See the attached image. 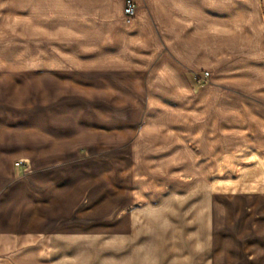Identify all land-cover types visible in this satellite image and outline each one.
I'll list each match as a JSON object with an SVG mask.
<instances>
[{"label": "rangeland", "instance_id": "1", "mask_svg": "<svg viewBox=\"0 0 264 264\" xmlns=\"http://www.w3.org/2000/svg\"><path fill=\"white\" fill-rule=\"evenodd\" d=\"M262 6L260 27L215 28L231 40L225 69L244 49L264 56ZM23 11H4L12 23L0 34V237L11 243L0 257L7 264H264V122L261 129L214 120L211 111L214 102L240 100L264 115V74L215 77L199 68L193 91L178 83L164 89L176 97L163 101L145 75L47 72L43 61L15 54L14 38L34 42V50L46 44L45 34H32L35 15ZM21 29L30 33L20 36ZM251 36L263 42L250 44ZM145 122L150 131L139 132ZM256 126L258 138H237L238 129L248 137ZM168 128L161 140L158 129ZM31 213L40 215L35 228Z\"/></svg>", "mask_w": 264, "mask_h": 264}, {"label": "crops", "instance_id": "2", "mask_svg": "<svg viewBox=\"0 0 264 264\" xmlns=\"http://www.w3.org/2000/svg\"><path fill=\"white\" fill-rule=\"evenodd\" d=\"M134 2L138 10L132 20L125 16V0H0V7L10 17L22 9L26 17H31V13L35 15V20L29 21L30 26L36 28V32L32 34H45V46L39 44L36 50L31 49L29 47L34 42L20 37L14 38V42L20 43L14 51L29 64H35L36 60L43 61L47 72L63 71L73 76L145 75L148 78L147 89L151 92L159 91L158 96L163 101L176 97L165 95L164 89L173 91L178 83H181L179 87L184 86L188 91H193L190 76L199 68L212 69L215 77L247 74L263 77L264 56L256 47L242 52L239 64L233 67L239 69V73H231L233 69H225V61L230 59L231 40L225 33L220 36L215 28L225 29L231 26V21H238L235 24L238 30L260 27L264 0ZM41 12L45 13L43 18L46 23L39 26L37 16ZM3 13L0 34L3 27L12 23ZM28 33L30 32L26 29H21L19 35ZM257 42H263V38L249 37L250 44L256 45ZM5 56L2 51L0 60ZM239 101L212 103L211 111L217 113L213 119H217L218 115L229 122L248 123L252 126L260 124L262 129L264 115L253 111L246 102ZM172 123L173 121L169 125L173 129L177 128ZM150 125L145 122L139 132L150 131ZM216 126L212 128L213 131ZM253 127L247 128L252 130ZM91 129H97L95 122L91 124ZM229 129L224 126L220 128L224 133L223 137L228 136L225 133L231 131ZM256 129L257 126L248 137L238 129L237 138L251 139L253 135L258 138ZM158 130L163 140V134H168L169 128L167 132L166 129ZM171 137L173 136H169ZM37 155L42 156L41 152ZM31 214V228H35L40 225V215ZM15 217L12 221L17 220ZM9 226L15 228L17 224L14 221ZM8 245L11 243L0 237V253H6ZM0 264H7V260L0 257Z\"/></svg>", "mask_w": 264, "mask_h": 264}, {"label": "built area", "instance_id": "3", "mask_svg": "<svg viewBox=\"0 0 264 264\" xmlns=\"http://www.w3.org/2000/svg\"><path fill=\"white\" fill-rule=\"evenodd\" d=\"M137 6L133 0H125V14L127 17L132 18L135 15ZM208 73H206L207 75Z\"/></svg>", "mask_w": 264, "mask_h": 264}]
</instances>
